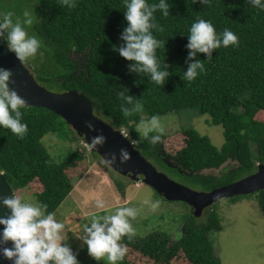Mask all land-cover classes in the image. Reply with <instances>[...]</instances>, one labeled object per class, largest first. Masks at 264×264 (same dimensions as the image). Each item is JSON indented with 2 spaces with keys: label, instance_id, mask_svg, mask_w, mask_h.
Wrapping results in <instances>:
<instances>
[{
  "label": "trees",
  "instance_id": "16d2710c",
  "mask_svg": "<svg viewBox=\"0 0 264 264\" xmlns=\"http://www.w3.org/2000/svg\"><path fill=\"white\" fill-rule=\"evenodd\" d=\"M167 3L170 15L155 12L159 30L153 29V35L165 44L156 50L161 68L164 63L169 65L170 76L164 85H156L143 73L130 72L128 65L132 62L112 50L113 44H123L119 37L127 26L123 0H75L73 8L64 6L61 0H0V12L12 11L14 18H23L26 10L32 13L33 24L26 30L40 40L37 53L41 55L30 64L23 62L38 84L55 93L83 94L94 104L96 116L104 121L111 118L109 125L125 129L132 140L139 139L135 129L141 119L182 110L208 115L212 125L223 127L225 143L220 149L196 130L186 131L187 144L176 153L175 166H170L162 154L161 141L155 146L147 140L134 145L158 171L175 174L184 184L208 192L252 175L258 164L264 165V11L252 7L247 0ZM197 18L210 20L217 33L233 31L238 45L213 50L211 60L199 53L194 60L203 62L204 71L187 81L181 79L188 67L187 35ZM125 88L126 95L143 105L142 111L129 117L120 112L122 101L117 95ZM21 112V122L28 125L23 138L0 127V172L14 192L38 182L42 191L36 195L37 201L47 204L46 211L55 214L73 192V178L85 157L74 152L64 164L54 160L43 138L52 133L62 140L76 141V132L47 109L24 107ZM226 164L220 176L203 173ZM111 178L124 194L126 186L112 174ZM253 196L264 215V191L247 198ZM188 218L193 220L194 216L190 214ZM190 220L185 228L187 235L175 243L171 244L172 237L161 232L142 239L133 237L131 241L125 236L121 243L157 264L171 262L180 251L190 264H221L207 235L211 228L222 230L217 211L210 212V222L204 227ZM119 264L130 263L124 257Z\"/></svg>",
  "mask_w": 264,
  "mask_h": 264
},
{
  "label": "clouds",
  "instance_id": "9594fccd",
  "mask_svg": "<svg viewBox=\"0 0 264 264\" xmlns=\"http://www.w3.org/2000/svg\"><path fill=\"white\" fill-rule=\"evenodd\" d=\"M193 2L195 3L196 0ZM200 2L206 4L208 0H200ZM247 2L252 7L264 11V0H247ZM61 3L68 8L76 6L75 0H61ZM123 4L125 9L123 14L127 22V26L119 37L123 44H113L112 50L132 62L128 65L130 72L143 73L156 85H164L170 76L167 70L169 65L164 63V67L161 68L156 50L162 45L165 47V44L153 35V29L159 30L155 22V12L159 10L164 17L170 15L167 0H158V3H148L147 0H123ZM14 15L12 11L0 12V38L6 41L7 49L23 62L36 56L41 42L35 35H29L26 30V26L33 24L32 13L24 11L23 18L20 16L14 18ZM187 39L186 48L189 51L186 62L188 67L181 77L182 80L187 81H193L199 73L204 71L203 62L199 59L194 60L199 53L206 54L207 60H211L213 50L221 46L238 45V36L233 31L225 29L222 33H217L212 22L203 18H197L191 24ZM12 75L9 69L0 68V127L7 128L13 134L23 138L28 131V125L21 122V109L25 107L26 102L14 89H10L9 83H14L11 81ZM127 91L125 88L117 94L122 101L120 112L124 117H129L143 109L140 100L134 101L131 95H126ZM125 104L133 105V107H126ZM105 122L111 124V118ZM85 126L90 132H97L90 138V146L92 148L103 146L106 137L102 131L95 129L91 122H86ZM135 130L139 133V139L136 140L129 139V134L125 129L118 131L132 145H138L147 140L153 146L162 140L165 133L164 125L158 115H152L147 120L141 119ZM84 145L90 150L85 143ZM90 152L95 156L96 153L91 150ZM108 156L110 158L103 159L97 155L102 159L101 163L109 167L117 163V160L120 164L127 163L130 153L126 148H121L119 157L116 153H109ZM109 168L117 176L120 175L111 167ZM2 203L10 210V215L0 217V225L3 226L0 231V244L7 245L11 242L12 245L0 248L4 259L13 261V264H49V261L53 264H78L77 256L71 247L62 243L64 240L61 233L65 228L64 223L58 221L54 213L46 211L47 204L27 201L17 196L14 191L11 196H5ZM142 203L147 205L151 211L159 207V201L145 199ZM96 207L105 208V202L97 200ZM139 212L140 209L135 207H117L111 214H91L90 222L83 225L84 235L79 237L82 244L87 246L88 255L97 262L103 260L105 264H119L128 251L127 246L121 243V240L125 236L129 241L132 240L135 229L131 220H134ZM180 235L182 234H177V238Z\"/></svg>",
  "mask_w": 264,
  "mask_h": 264
},
{
  "label": "rangeland",
  "instance_id": "374dc122",
  "mask_svg": "<svg viewBox=\"0 0 264 264\" xmlns=\"http://www.w3.org/2000/svg\"><path fill=\"white\" fill-rule=\"evenodd\" d=\"M40 55L37 53L35 57L28 58L27 61L30 64L31 60L38 59ZM260 117L261 114L258 115L259 119ZM160 118L165 128L161 140L162 154L168 164H171L170 166L178 164L175 155L185 148L187 144L185 132L188 130L194 129L201 136L209 137L213 145L219 149L225 143L223 127L212 125L208 115H199L194 110H182ZM128 137L130 136L128 135ZM42 143L50 156L59 163L64 164L70 158V154L74 152L85 157L81 164H78L79 170L76 171L73 178V192L54 214L55 218L65 225L61 233L64 240L62 243L71 247L77 256L78 264H105L103 260L97 262L88 255L87 246L82 244L79 237L84 235L83 225L90 222L91 214H111L117 207L140 209L134 220L130 218L135 229L133 237L136 239L161 232L172 237V244L187 235L188 232L185 228L190 220L188 217L192 214L188 205L169 202L160 197L148 185L132 182L120 175L117 176L108 166L101 163V158L92 155L79 138H76V141L71 138L62 140L57 134L51 133L43 138ZM227 166L228 164L220 169L206 170L203 173L220 176ZM111 174L126 186L124 194L117 189L110 178ZM166 174L178 183L204 192L199 187L195 189L184 184L185 181L180 180L175 174ZM41 191V185L35 181L28 183L23 190L16 191V195L27 201L38 202L36 195ZM145 199L159 201V207L155 211H151L147 205H143L142 202ZM97 200H103L105 208H97ZM214 210L219 215L222 230L218 232L211 228L207 235L213 243L214 253L220 259L221 264H264V215L256 197L247 198L245 196L235 202L223 200L207 209L200 218H196L192 214L194 218L190 222H194L197 227H204L210 222L209 214ZM177 234L182 235L177 238ZM127 249L125 258L130 264H157L138 252L128 247ZM167 264H190V262L185 253L180 251Z\"/></svg>",
  "mask_w": 264,
  "mask_h": 264
},
{
  "label": "water",
  "instance_id": "95a60500",
  "mask_svg": "<svg viewBox=\"0 0 264 264\" xmlns=\"http://www.w3.org/2000/svg\"><path fill=\"white\" fill-rule=\"evenodd\" d=\"M0 68L9 69L13 73L11 81L14 83L10 82L9 87L25 100V107L47 109L60 116L76 132L82 142L103 159L110 158L109 153H116L119 157L120 149L126 148L130 153L128 162L120 164L117 160V163L109 167L133 182L148 185L169 202L187 204L196 218L202 217L207 209L223 200L250 196L264 191V165H260L252 175L208 192L196 191L174 181L165 173L159 172L120 131L96 116L94 104L83 94L77 91L55 93L38 84L24 63L7 49L3 38H0ZM86 122H91L95 129L102 131L106 137L103 146H97V148L90 146V138L97 132H90L85 126ZM12 192L3 173L0 172V217L10 215V210L3 205L2 199L5 196H11ZM2 229L3 226L0 225V231ZM4 246L12 245L11 242L7 245L0 244V248ZM0 264H13V261L4 259L0 252ZM49 264L53 262L49 261Z\"/></svg>",
  "mask_w": 264,
  "mask_h": 264
}]
</instances>
